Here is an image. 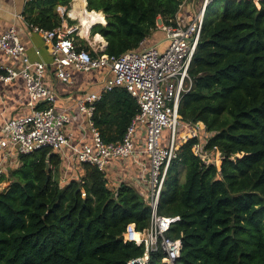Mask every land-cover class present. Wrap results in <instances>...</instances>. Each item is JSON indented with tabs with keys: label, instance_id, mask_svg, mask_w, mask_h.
Instances as JSON below:
<instances>
[{
	"label": "trees",
	"instance_id": "trees-1",
	"mask_svg": "<svg viewBox=\"0 0 264 264\" xmlns=\"http://www.w3.org/2000/svg\"><path fill=\"white\" fill-rule=\"evenodd\" d=\"M105 25L91 27L105 53L140 48L160 17L173 24L181 0H86ZM71 0H35L22 18L51 31ZM78 49H92L75 37ZM0 73H2L0 71ZM192 84L178 113L211 135L219 168L192 153L197 139L180 147L167 171L157 212L180 217L170 236L182 244L180 264H264V2L225 0L220 16L207 12L188 71ZM138 113L124 89L102 95L92 120L105 143H116ZM19 166L0 175V264H127L143 248L124 242L129 224L148 227L150 208L132 186L108 188L95 166L81 164L60 185L61 158L49 148L18 156ZM48 166V171L46 170ZM160 256L150 264H161Z\"/></svg>",
	"mask_w": 264,
	"mask_h": 264
},
{
	"label": "built area",
	"instance_id": "built-area-1",
	"mask_svg": "<svg viewBox=\"0 0 264 264\" xmlns=\"http://www.w3.org/2000/svg\"><path fill=\"white\" fill-rule=\"evenodd\" d=\"M21 1L27 5L35 0ZM181 1L173 24H166L158 18L154 33L163 34L162 39L152 43L147 39L138 50L119 56L106 54L104 46L92 49L95 56L90 51L78 49L75 37H79L81 29L78 25H68L64 20L51 31L30 27L41 36L58 81L73 84L69 70L102 73L97 89L85 90L76 99L82 129L89 133L90 141H86L82 134L75 142L72 134L66 131L72 119L65 108L57 106L59 96L55 90L45 84L48 64L30 61L14 26L0 35V53L9 59H17L20 65L19 68L0 66V83L9 84L21 77L30 109L27 115L8 119L1 128L0 175H7L14 169L12 163H17L18 156L42 148H49L78 165L95 166L105 178L111 161L133 159L141 172L140 182L144 189L141 196L151 213L147 228L138 231L134 224H129L122 234L124 242L143 248L142 256L131 259L127 264H150L156 256L161 257V264H180L181 241L170 236L180 217H165L157 212L168 168L177 159L180 147L197 139L192 147L197 159L206 166L217 168L222 161L216 148L206 149L211 135L204 132L203 125L186 123L178 113L183 94L192 84L188 71L205 16L215 0H200L197 9H192L191 16L186 18L182 12L189 0ZM234 1L250 2L256 7L264 2ZM65 11L62 7L57 8L61 17ZM35 53L39 55V51ZM116 88L124 89L136 102L138 113L120 141L105 143L92 117L95 104L102 95ZM138 153L145 159L144 163L137 158ZM68 181L64 177L60 179V183Z\"/></svg>",
	"mask_w": 264,
	"mask_h": 264
},
{
	"label": "crops",
	"instance_id": "crops-1",
	"mask_svg": "<svg viewBox=\"0 0 264 264\" xmlns=\"http://www.w3.org/2000/svg\"><path fill=\"white\" fill-rule=\"evenodd\" d=\"M199 2L200 0H189L183 7L182 16L184 18L191 16L192 9H197ZM24 7L25 5L21 0H0V35L9 27L14 26L26 48V53L30 61H43L48 64L45 84L55 90L59 96L57 106L65 108L72 119V122L67 127L66 131L72 134L73 141L75 142L78 141L79 136L82 134L85 135L86 141H90L89 133L82 129L76 99L79 98L80 93L85 90L97 89L96 84L100 81L102 73H82L75 70H69L74 81L73 84H65L58 81L53 72L51 57L41 36L31 29L21 17ZM84 9H87L86 0H71L68 10L65 11V15L70 20H77L79 14L84 12ZM70 12H75L78 15L71 17L69 14ZM103 17L105 16L103 15ZM65 23L67 22L65 21ZM105 23L100 24L105 25ZM75 25H78L79 29L82 31L80 22ZM90 29L91 28L88 29L87 35L80 32L79 38L84 40L93 50L100 46L106 47V43L100 35L101 40L95 39L98 35L92 37L89 36ZM152 41H155V39L151 40L149 43H152ZM36 51H39V55L35 53ZM0 66L20 67L17 59H9L1 53ZM27 104L28 98L21 77L15 78L9 84L0 83V132L3 124L8 119L27 115L30 112ZM59 157L61 158L59 178H75V176L78 175L77 173L81 170L80 165L73 162L71 159L62 158L60 155ZM137 158L144 163L145 159H143L139 153L137 154ZM12 165H14V168L19 166L18 162H13ZM140 176L141 172L139 171V166L135 164L133 159H126L110 162L107 168L106 180L108 188L111 190H115L121 183H126L132 186L141 195V192H143L144 189L140 182Z\"/></svg>",
	"mask_w": 264,
	"mask_h": 264
},
{
	"label": "bare ground",
	"instance_id": "bare-ground-1",
	"mask_svg": "<svg viewBox=\"0 0 264 264\" xmlns=\"http://www.w3.org/2000/svg\"><path fill=\"white\" fill-rule=\"evenodd\" d=\"M71 17H74L78 14H76L75 12H70L69 13ZM79 22L81 24L82 27V34L87 35L88 33V29L96 24V23H105V19L103 17V14L100 12H89L86 11V9H84V12H82L81 14H79ZM96 40H101V37L98 35L95 38Z\"/></svg>",
	"mask_w": 264,
	"mask_h": 264
},
{
	"label": "rangeland",
	"instance_id": "rangeland-1",
	"mask_svg": "<svg viewBox=\"0 0 264 264\" xmlns=\"http://www.w3.org/2000/svg\"><path fill=\"white\" fill-rule=\"evenodd\" d=\"M225 4V0H216V1H213L211 4H210V6H209V8H208V13H210L212 16H215V17H217V16H220L221 15V13H222V9H223V5ZM72 21H74L75 23H77L78 24V22H79V18L77 19V20H72ZM162 37H163V34H161L160 32L159 33H153L149 38H148V40H159V39H162ZM98 73H100V72H98ZM164 135H166V134H164ZM60 185L61 186H64V182H61L60 183Z\"/></svg>",
	"mask_w": 264,
	"mask_h": 264
},
{
	"label": "water",
	"instance_id": "water-1",
	"mask_svg": "<svg viewBox=\"0 0 264 264\" xmlns=\"http://www.w3.org/2000/svg\"><path fill=\"white\" fill-rule=\"evenodd\" d=\"M216 1V0H215ZM86 11H87V9H86ZM105 18V17H104ZM100 23H96V24H94V25H92L91 27H93V26H95V25H99ZM90 27V28H91ZM46 170L48 171V166H47V168H46Z\"/></svg>",
	"mask_w": 264,
	"mask_h": 264
}]
</instances>
